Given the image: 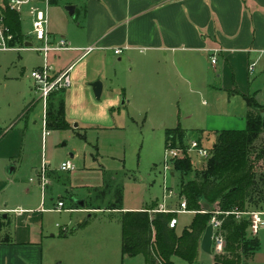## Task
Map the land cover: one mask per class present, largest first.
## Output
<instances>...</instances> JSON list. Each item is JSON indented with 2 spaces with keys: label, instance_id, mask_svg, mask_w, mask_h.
I'll return each instance as SVG.
<instances>
[{
  "label": "crops",
  "instance_id": "1",
  "mask_svg": "<svg viewBox=\"0 0 264 264\" xmlns=\"http://www.w3.org/2000/svg\"><path fill=\"white\" fill-rule=\"evenodd\" d=\"M69 5L76 7L75 15L82 19L78 26L79 33H55L49 28L54 41L65 38L71 48L52 53L50 63L57 71L74 65L71 75L73 86L50 97L47 125L50 114H57L64 105L69 132L72 126L79 137L87 138L91 133L117 130L113 111L133 99L122 97L121 92L114 88L117 73L111 65L115 57L121 61L120 56L136 64L138 71L135 72V79L141 88L156 91L157 87L165 84L167 76L171 81L198 88L206 79L213 81L209 74L212 73L215 78L225 80L223 88L215 86L214 89L229 92L233 97L256 94V100L264 106V0H76ZM31 38L34 42L27 43L39 45L35 38ZM88 47H95V50L84 55L83 49ZM116 49H120L121 54L116 55ZM214 57L217 63L207 68V59ZM39 58L40 63L32 71L42 65L40 54ZM154 69H158V76L164 75L160 84L148 76L154 73ZM203 73L206 74L205 79ZM96 81L103 84L99 100L92 88ZM30 88V95L32 92L36 94L35 85ZM27 99L28 94L23 97L17 118L0 126V219L5 224L0 232V264H44L47 214L109 211L87 207V200L79 197H74L73 207L67 208L63 195L58 196L59 200L53 207H46L44 194L53 183H62V174L71 176L66 182L70 185L64 187L68 195H76L78 190L74 187H91L84 185L86 182L82 178L89 173L81 171V165L75 160V149L63 153L60 166L49 165L44 156L41 163L31 166L36 177L29 178L30 187L22 186L24 182L17 179V174L25 162L29 130L27 122L26 127L19 126L23 120H28L32 108L41 102L37 97L26 108ZM42 110L44 138V107ZM245 110L243 117L246 126L247 105ZM235 127L222 130L243 128ZM169 129L173 128L166 131ZM51 130L59 131L47 126V135ZM66 161H72L76 170L62 171L61 165ZM44 163L48 166V184L43 189L39 172ZM72 183L83 184L74 186ZM38 189L41 191V201L36 199L34 193ZM29 198L34 203L32 207L28 206L31 204L28 203ZM61 201L65 204L64 209L53 211ZM164 204L172 210L180 207L167 204L163 193V202L155 207L154 212ZM151 208L143 206L134 211ZM79 223L82 224L83 220ZM67 232L68 229L64 237H67ZM258 237L261 248L248 264H264V230ZM209 256L212 264H215L213 255Z\"/></svg>",
  "mask_w": 264,
  "mask_h": 264
},
{
  "label": "rangeland",
  "instance_id": "2",
  "mask_svg": "<svg viewBox=\"0 0 264 264\" xmlns=\"http://www.w3.org/2000/svg\"><path fill=\"white\" fill-rule=\"evenodd\" d=\"M73 1L76 0L49 1V28L55 33L78 35L82 19L77 15L70 16L66 11V7ZM21 20L26 42H34L29 36L32 31L31 7L22 12ZM120 58L121 61L115 57L111 65L117 73L114 88L121 92L122 97L133 99L113 111L117 130H106L101 134L95 132L85 138L77 136L71 126L70 132L69 129L51 130L43 138L41 102L32 108L28 120H23L19 126L24 128L28 123L29 130L25 162L17 174V179L24 182L23 187H30L29 178L36 177L31 166L41 163L44 156L49 165L60 166L63 153L75 149V160L81 165V171L89 173L86 178H82L86 182L84 185L91 187H74L78 190L76 195H68L64 187L70 185L66 182L71 176L62 174V183H53L44 194L46 207H53L59 200L58 196L63 195L67 208L73 207L74 197H79L87 200V207L109 210L86 214L69 211L47 214L45 228L48 231L46 229L43 243L44 264H145L142 255L123 257V213L143 206L159 207L163 202L165 185L176 194L166 199L167 204L177 208L186 200L180 195L182 175L175 171L173 165L168 173L164 172L165 151L168 147L166 129L185 130V144L189 145L198 138L200 131L234 129L235 126H243L237 129L243 130L246 127L243 117L246 103L242 96L233 97L229 92L214 89L215 86L223 88L224 79L215 78L209 73L213 81L208 82L206 79L202 86L190 88L187 84L169 80L167 76L162 87L151 91L138 86L135 79L138 68L134 61L129 63L123 56ZM39 63V54L35 52H0V126L17 118L24 95L28 94L26 108L33 99L39 97L37 92L30 95V87L34 83L29 79L32 69ZM206 63L207 68L211 67L212 59H207ZM157 70L154 69V73L148 76L160 84L164 75L158 76ZM203 77L205 79V73ZM204 139L208 147L216 140L210 133H206ZM263 142L264 136H261L255 143L257 152ZM255 157L256 154L253 159ZM256 166L259 176H264V159L257 162ZM198 167L201 170L203 163ZM194 178L195 175H192L191 179ZM81 184L72 183L74 186ZM259 190L264 193L262 183ZM34 193L36 199L41 201V191L38 189ZM30 200L28 206L32 207L34 203ZM89 216L92 218L89 219ZM194 218V212L177 214V233L180 235L189 228ZM81 220L82 224L79 223ZM65 228L68 229L67 237H64ZM218 255L213 252L214 259ZM200 259V264H212L210 256L204 252L200 254ZM251 259H245L244 264H248ZM173 262L189 264L178 257H174Z\"/></svg>",
  "mask_w": 264,
  "mask_h": 264
},
{
  "label": "trees",
  "instance_id": "3",
  "mask_svg": "<svg viewBox=\"0 0 264 264\" xmlns=\"http://www.w3.org/2000/svg\"><path fill=\"white\" fill-rule=\"evenodd\" d=\"M3 13L17 42L24 44L27 37L22 32L21 15L9 9ZM242 96L249 109L244 130L200 131L196 140L210 151L201 170L188 154L173 163L175 171L182 175L180 195L186 199L188 211L195 213L190 227L179 235L177 228L169 226L177 214L154 212L155 207L149 209L152 212H125L121 220L123 257L142 255L145 264H174L173 258L178 257L189 264H199L202 237L215 212L264 211V193L259 190L260 184L264 185V176H259L256 169V163L264 159V142L258 152L255 149V143L264 136V106L258 103L256 94ZM64 117L62 105L57 114H50L48 128L68 129ZM206 133L216 138L210 147L206 146ZM186 137V131L181 128L169 129L166 145L185 149ZM220 218L224 219L226 247L224 254L215 257V264H244L245 259L253 257L261 248L260 239L251 234L250 218L237 219L232 214ZM4 226L0 219V232Z\"/></svg>",
  "mask_w": 264,
  "mask_h": 264
},
{
  "label": "built area",
  "instance_id": "4",
  "mask_svg": "<svg viewBox=\"0 0 264 264\" xmlns=\"http://www.w3.org/2000/svg\"><path fill=\"white\" fill-rule=\"evenodd\" d=\"M49 1L50 0H0V52H37L41 55L43 63L40 67L34 69L30 78L35 85L36 92L39 94V99L44 107V134L47 135V106L50 97L55 93L67 91L73 86L72 71L74 65L57 71L50 63V55L52 53H60L71 48L65 38H60L57 41L52 39L49 29ZM31 7L32 14V31L29 36L35 38L39 42V45H28L27 42L19 44L16 40L15 34L5 21L4 10L9 9L18 14L27 8ZM95 50V47H88L83 49L84 55H87ZM120 49L115 50V54H121ZM213 64L216 63V58L212 59ZM190 155L198 167L205 160L210 157V151L206 147H202L197 140L191 141L187 147L175 148L172 144H169L165 151L164 172L170 171L171 165L177 160ZM61 170L68 172L76 170V165L72 161H66L61 165ZM48 166L43 164L39 177L41 179V185L44 189L48 184ZM176 196L172 189L165 185L164 187V200L167 198ZM64 202L58 203L57 208L53 211H62L64 209ZM156 212L160 213H186L188 211L187 201L183 200L178 210L169 209L166 204L162 205ZM235 215L237 219H241L244 216L250 218L251 221V234L253 237H258L260 232L264 230V211H252V212H215L210 225L213 226V252L217 254H224L226 247L225 234L223 232V222L220 216L227 217L229 215ZM170 228L175 229L178 226L176 218L170 222ZM65 228L63 232H66Z\"/></svg>",
  "mask_w": 264,
  "mask_h": 264
},
{
  "label": "water",
  "instance_id": "5",
  "mask_svg": "<svg viewBox=\"0 0 264 264\" xmlns=\"http://www.w3.org/2000/svg\"><path fill=\"white\" fill-rule=\"evenodd\" d=\"M66 11L70 16H74L76 12V7L74 5H69L66 7ZM30 45L29 43H27ZM93 92L95 97L99 100L101 99L102 92H103V84L101 81H96L95 83L92 84ZM262 118H263V128H264V113H262ZM82 206H85L81 204ZM200 249L202 252H204L207 255H213V226L209 225L208 228L206 229L202 241H201V246Z\"/></svg>",
  "mask_w": 264,
  "mask_h": 264
}]
</instances>
